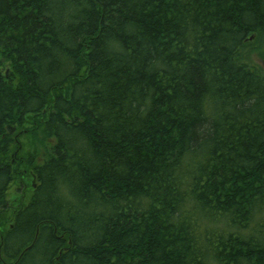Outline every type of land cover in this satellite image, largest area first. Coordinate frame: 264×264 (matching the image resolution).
Masks as SVG:
<instances>
[{"label":"trees","instance_id":"1","mask_svg":"<svg viewBox=\"0 0 264 264\" xmlns=\"http://www.w3.org/2000/svg\"><path fill=\"white\" fill-rule=\"evenodd\" d=\"M258 43L264 0H0V264H264Z\"/></svg>","mask_w":264,"mask_h":264},{"label":"rangeland","instance_id":"2","mask_svg":"<svg viewBox=\"0 0 264 264\" xmlns=\"http://www.w3.org/2000/svg\"><path fill=\"white\" fill-rule=\"evenodd\" d=\"M258 44H259L258 48L252 52V57L261 66V68L264 69V44H261V43H258ZM28 136L26 137L25 135H20L18 137V140L16 141L17 147L14 150H12V152H13L12 155H14L13 157H15V153L18 150H21L19 152V156H23L22 153H24V151H26L25 149H27V147L30 146V143L28 140V138L30 136L29 137ZM33 148L34 147L30 146L31 150ZM16 157H17V155H16ZM29 185L32 186V188H33L35 186V179L34 180L31 179ZM18 188H19V184H17V182H15L11 186V188L9 189V192H8V196H7L8 201L20 202L21 200H23V197L29 192V191L28 192L26 191L27 188H25V187L23 190H20Z\"/></svg>","mask_w":264,"mask_h":264},{"label":"water","instance_id":"3","mask_svg":"<svg viewBox=\"0 0 264 264\" xmlns=\"http://www.w3.org/2000/svg\"><path fill=\"white\" fill-rule=\"evenodd\" d=\"M33 243H31V245H32ZM30 245V246H31ZM30 246H28L22 253H24L27 249H29L30 248ZM22 253H21V255H22ZM21 255L19 256V258L21 257Z\"/></svg>","mask_w":264,"mask_h":264}]
</instances>
